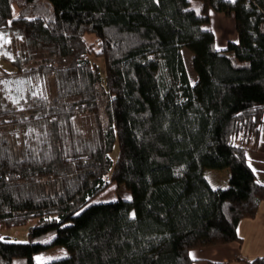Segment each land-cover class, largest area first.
Returning <instances> with one entry per match:
<instances>
[{
	"label": "trees",
	"instance_id": "1",
	"mask_svg": "<svg viewBox=\"0 0 264 264\" xmlns=\"http://www.w3.org/2000/svg\"><path fill=\"white\" fill-rule=\"evenodd\" d=\"M210 9L237 42L217 48ZM262 127L264 0H0V229L28 225L0 264H192L240 242ZM112 182L131 197L91 203Z\"/></svg>",
	"mask_w": 264,
	"mask_h": 264
},
{
	"label": "crops",
	"instance_id": "2",
	"mask_svg": "<svg viewBox=\"0 0 264 264\" xmlns=\"http://www.w3.org/2000/svg\"><path fill=\"white\" fill-rule=\"evenodd\" d=\"M209 19L217 48L225 47L230 40L238 41L233 16L210 9ZM250 157L257 169V178L264 181V127L258 145L250 152ZM205 175L213 187L222 186L228 180L229 168H207ZM237 233L241 238L240 242L234 240L191 248L189 255L192 264H246V259L264 256V200H261L254 217H246L238 222Z\"/></svg>",
	"mask_w": 264,
	"mask_h": 264
},
{
	"label": "rangeland",
	"instance_id": "3",
	"mask_svg": "<svg viewBox=\"0 0 264 264\" xmlns=\"http://www.w3.org/2000/svg\"><path fill=\"white\" fill-rule=\"evenodd\" d=\"M193 4H197V0H192ZM182 55L184 58V62L186 65V68L188 70V74L189 77L191 79L192 82H194V80L196 79V73L192 67V63H191V56H192V52L190 49H188L187 47H183L182 48ZM92 59L95 61H99L98 58L92 56ZM1 64L3 66H5L8 70L12 69V66L7 64V63H3L1 61ZM31 87H29L30 89ZM116 147L115 150L112 153V156L115 157L116 155ZM118 197H122V198H130L131 197V193L130 191L126 188V186L124 184H118L116 182H112L107 188H105L102 192H100L98 195H96L92 200L91 203L94 202H101V201H111V200H115ZM27 228L28 225H23V226H17L14 228H8V229H0V235L3 238H7L10 240H20V241H24L27 240ZM66 254V250L63 246H53L50 247L46 250H42L40 252H38L36 254V262L37 263H42L44 261H47L51 258H55V257H59L62 255ZM17 264H26L25 258H21L19 260V262H16Z\"/></svg>",
	"mask_w": 264,
	"mask_h": 264
}]
</instances>
